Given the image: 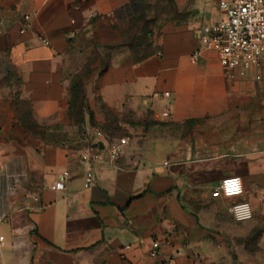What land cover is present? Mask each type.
<instances>
[{
  "label": "crops",
  "instance_id": "crops-1",
  "mask_svg": "<svg viewBox=\"0 0 264 264\" xmlns=\"http://www.w3.org/2000/svg\"><path fill=\"white\" fill-rule=\"evenodd\" d=\"M170 1L185 18L156 53L115 57L84 81L91 142L37 141L0 104V264H264V56L244 74L212 51L192 61L195 29L221 19L218 0ZM147 2L0 0V99L19 80L37 123H65L74 36L95 17L127 25ZM89 110L123 135L97 139ZM66 131L79 136L77 125ZM121 136L123 153L96 164L86 188L80 154ZM227 175L242 179L243 195L211 197ZM232 201L251 217L235 220Z\"/></svg>",
  "mask_w": 264,
  "mask_h": 264
},
{
  "label": "rangeland",
  "instance_id": "rangeland-1",
  "mask_svg": "<svg viewBox=\"0 0 264 264\" xmlns=\"http://www.w3.org/2000/svg\"><path fill=\"white\" fill-rule=\"evenodd\" d=\"M182 18H185V13L178 12L170 0H148L145 9L124 26L107 17H95L74 36L72 41L73 60L77 70L71 79L74 78L73 80H78L80 83L81 78L86 75L83 79L85 91L84 81L87 78L92 80L94 76L100 75V71L107 68L111 59L127 55L136 61L141 57L156 53L159 50L160 37L170 29L174 21ZM14 82V88L5 93V97L0 99V104L4 101L8 102L15 112V117L25 122L28 129L33 132L31 133L35 140L57 144L74 141L76 145H86L93 140V137H87L85 131L82 130L83 122L77 125L79 136L76 139L68 138L65 123L53 126L37 123L32 117L29 102L20 98L19 80H14ZM92 123L94 124L92 126L99 128L109 137L123 135L121 130L112 129V127L105 131L94 118Z\"/></svg>",
  "mask_w": 264,
  "mask_h": 264
},
{
  "label": "built area",
  "instance_id": "built-area-1",
  "mask_svg": "<svg viewBox=\"0 0 264 264\" xmlns=\"http://www.w3.org/2000/svg\"><path fill=\"white\" fill-rule=\"evenodd\" d=\"M221 19L213 24L200 25L195 29L198 47L190 56L196 61L202 51H212L217 55L220 66L229 73L238 71L244 74L249 70H256L263 65L264 56V0H218ZM26 19L29 16H25ZM1 33V30H0ZM45 42L44 39H42ZM256 79L260 78L257 74ZM169 96V92H164ZM168 116V112H163ZM97 139L106 135L102 131L95 132ZM97 142V141H96ZM127 137L109 138L103 148L85 151L80 159L87 164L84 186H92L95 182L94 166L105 160L113 161L123 153ZM57 178L50 188L59 190L63 187V178ZM211 197L234 198L243 195L242 179L237 175L223 177L218 185L211 190ZM228 211L235 220H246L252 215L249 204L245 201H232ZM3 235H0V243ZM153 247L157 243L152 244Z\"/></svg>",
  "mask_w": 264,
  "mask_h": 264
},
{
  "label": "trees",
  "instance_id": "trees-1",
  "mask_svg": "<svg viewBox=\"0 0 264 264\" xmlns=\"http://www.w3.org/2000/svg\"><path fill=\"white\" fill-rule=\"evenodd\" d=\"M147 56L148 55L141 57V58L137 59L136 61L141 60ZM105 69L100 71L99 74H101ZM85 77H86V75H84L81 78L80 83L78 80H73L74 78L71 79V83L69 86V96L67 99V108H66V122H65V124H67V125H79L83 122V112H84V109L87 108L86 99H85V91L83 88L84 87L83 79ZM88 113H89L90 124L94 125L92 123L93 122V113L90 110ZM15 119H17V121L21 124V126L23 127L24 130H26L30 133L32 132L30 129H28L25 122H22L17 117H15ZM33 124L36 125L35 123H33ZM109 127L110 128L112 127V129H117V127L114 126L113 123H109V124H105V125L103 124L101 126V128L104 129L105 131ZM52 143H55V142H52Z\"/></svg>",
  "mask_w": 264,
  "mask_h": 264
},
{
  "label": "water",
  "instance_id": "water-1",
  "mask_svg": "<svg viewBox=\"0 0 264 264\" xmlns=\"http://www.w3.org/2000/svg\"><path fill=\"white\" fill-rule=\"evenodd\" d=\"M98 145H99L100 147H102V143H99Z\"/></svg>",
  "mask_w": 264,
  "mask_h": 264
}]
</instances>
